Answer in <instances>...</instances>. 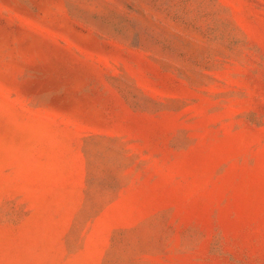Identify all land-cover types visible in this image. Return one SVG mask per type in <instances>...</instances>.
Returning <instances> with one entry per match:
<instances>
[{"label":"rangeland","instance_id":"374dc122","mask_svg":"<svg viewBox=\"0 0 264 264\" xmlns=\"http://www.w3.org/2000/svg\"><path fill=\"white\" fill-rule=\"evenodd\" d=\"M0 264H264V0H0Z\"/></svg>","mask_w":264,"mask_h":264}]
</instances>
